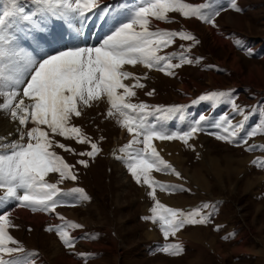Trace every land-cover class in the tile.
<instances>
[{"label":"snow or ice","instance_id":"obj_1","mask_svg":"<svg viewBox=\"0 0 264 264\" xmlns=\"http://www.w3.org/2000/svg\"><path fill=\"white\" fill-rule=\"evenodd\" d=\"M0 3L6 5L0 11V113L17 123L19 134L18 139L10 141L0 137V189L4 190L3 196H0V209L15 203L17 207L28 208L33 213H52L59 205L71 206L61 198L58 184L65 180L75 181L77 175L73 171L74 165L67 163L54 149L94 159L100 152L98 144L73 124V120L81 117L85 109L106 103L107 117H118L120 126L132 136L120 151L125 152L134 144L143 145L129 153L127 158L128 172L137 184L142 183L151 189L148 195L155 201L152 215L143 219L154 224L158 222L165 240L175 237L186 225L209 223L213 213L203 215L200 209L185 213L161 204L156 198V186L162 191L172 189L152 175L154 171H171L180 176L161 157L153 141L179 140L187 145L201 130L199 122H194L183 132L168 131L165 122L170 115L182 113V106L156 108L154 112H149L147 104L132 103L131 98L136 96L134 89L144 88L145 85L140 83L141 77L125 66L143 65L173 75V69L193 63L181 55L180 64H173L171 60L175 54H160L173 43L174 37L195 40L191 34L184 31H151L149 26L152 19L169 22L168 14L178 12L184 18H197L216 27L215 17L220 15V10L207 11L212 8L214 0L200 5L185 3L184 0H133L130 8L120 11L108 7L103 16L104 19L111 16L113 26L99 46L45 51L38 50L45 43L40 38L51 31L54 21L75 22L83 27L91 19L89 14L95 15L99 0H25L30 7H25L21 0H0ZM231 8L241 11L235 0H232ZM33 44V47H28ZM235 44L242 47L240 40H236ZM247 51L252 54L251 49ZM126 80H133L134 83H125ZM199 99L213 103L226 100L232 106L233 115L243 117L233 124L231 118L225 115L223 121L215 125L221 131L210 133L216 139L236 146L246 145L247 151L264 150V145L248 144L249 138L264 134V112L259 106L252 113L259 122L248 129L247 122L251 116L245 115V110L235 104L230 92H214ZM156 113L164 115H157L155 122H149L148 117ZM204 119L201 116L199 121ZM56 137L90 145L91 150L76 153L75 149L60 143ZM77 163L88 167L87 160ZM260 166L264 167V161L260 162ZM50 174H58V181L49 182ZM72 192L79 194L77 199H88L83 189L75 188ZM209 207L208 204L203 205V208ZM9 215L10 211L0 214V264H32L27 258L14 255L25 250L9 233V228L13 227ZM69 227L80 228L81 225L70 224ZM54 230L66 248L74 249L75 239L63 225L56 226ZM182 250L180 244L171 243L159 248V251L172 256L179 255Z\"/></svg>","mask_w":264,"mask_h":264},{"label":"rangeland","instance_id":"obj_2","mask_svg":"<svg viewBox=\"0 0 264 264\" xmlns=\"http://www.w3.org/2000/svg\"><path fill=\"white\" fill-rule=\"evenodd\" d=\"M21 2L25 3V0H21ZM184 2L200 5L206 3L207 0H184ZM231 2L232 0H214L212 8L207 10H220V15L215 17L216 27L197 18H184L178 12L168 14L169 22L152 19L155 23L162 24V27L150 23L151 31H184L195 38V40H181L179 37H174L173 43L160 52L161 55L175 54L171 60L173 64H180L181 55L191 59L193 63L182 64L173 69V75H166L155 68H144L142 65L125 66L127 70L141 77L140 83L145 85L144 88L134 89L136 96L131 98L132 103L147 104L149 112H154L156 108L167 109L173 106H182V113L168 117L165 122L166 129L169 126L175 129L176 125H179L178 129L182 131L183 126H186L187 114L192 115L206 108L205 101L199 99L203 95L214 92L226 93L232 90L233 86L241 90L245 87H254L264 93V60H250L240 51L234 50L235 41L241 38L248 39L247 45L255 42L258 47L264 48V0H235L241 11L232 9ZM132 3L133 0H111L105 4L104 9L111 7L120 11L130 8ZM5 6L0 3V11ZM25 7H30V5L25 3ZM102 12L101 8L99 16L92 18L94 21L92 27L87 28L84 36L80 37L85 43L84 46H87L86 44L91 42V39H93L92 46H99L106 35L110 34L113 24L108 29H102L104 23L110 21L109 17L101 19ZM66 25H71V27L65 31L64 26ZM77 27L78 24H74V22L54 21L51 31L46 35L48 38L44 37L43 40L42 37L40 38L45 43H42L39 48L41 51H45L64 50L72 47L74 41H70L77 35ZM97 28L101 29L100 36L96 31ZM69 29H73L70 34ZM195 41H199V43ZM28 47L31 48L32 45H28ZM251 65L263 71L259 75L255 70L256 76L254 75L255 78L252 81L249 80ZM125 83L133 84L134 81L126 80ZM149 92L153 94L148 95ZM247 95L248 93L242 96L247 99ZM107 109L106 103H100L90 109H85L81 117L73 120V124L80 127L92 142L98 144L100 152L94 159L65 152L60 148L54 149L67 163L74 165L73 171L77 175L75 181L65 180L58 184L61 189V198L68 201L71 206L59 205L52 213H33L28 208L17 207L15 203H9L6 208L0 209V214L10 211L9 219L13 227L9 228V233L25 250L24 253L14 254L16 257L27 258L32 261V264H264V198L259 197L260 191H263L261 186L264 183V177L258 172L255 174L251 172L253 175L248 173L251 170L250 159L243 155L237 157L236 155L242 154L240 150L234 152L236 155L230 152L221 153L219 162L215 159L217 168L226 169L227 165L234 166L233 173H237L235 176L230 175L227 171L220 174L215 173L212 164H210V168L207 170L213 172L208 174L213 177L214 183L209 181L208 190L202 183L204 181L202 172L204 175L206 169L203 171L202 165H200L196 168H199L201 173L199 170H192L200 160L194 159L192 153H183L182 148L185 144L182 141H166L176 148L172 155H163L159 149L157 151L162 157L167 158L169 163H175L172 167L176 171L181 169L184 175L192 180L193 185L200 187V191L210 190L209 194L202 192V197L195 196L196 200L204 197L225 200L226 208H224L220 219L226 223V230L235 231L237 229L241 232V241L226 242L216 233L213 234L209 228L207 229L208 236H204L202 239L201 246L205 251H200L202 252L201 257L197 256V258L196 254L200 253L199 244H191V242L187 245L182 244V252L172 256L159 251V248L167 243L178 244L173 237L165 240L162 235V238L158 237L156 241L145 238L144 233L148 227L146 225L142 227L139 224V217L143 214L140 207L143 202L139 200L140 189L144 187L146 193L151 189L146 185L143 186L142 183L139 185L134 183L132 177L127 175L129 153L142 148L143 145L134 144L131 149L121 152L120 150L129 143L132 136L127 132V129L120 126L118 117H107ZM211 111L214 110L209 109L204 113V116ZM157 115L162 116L164 113L149 116V122H155ZM174 129L173 131H176ZM56 139L75 149L76 153L91 150L90 145H80L75 140H65L62 137H56ZM199 142L203 143L206 149L207 146L204 142H211V140L201 137ZM153 143L156 144L155 141ZM211 143L216 144L213 141ZM217 145L229 149L227 146ZM223 155H225L224 158ZM116 157H121V159ZM228 157H236V159L229 160ZM82 159L88 161V167L77 163ZM223 174L225 175L223 176ZM152 175L155 179H172L179 184V181L172 177L175 175L172 172L163 176L154 173ZM204 177L208 179L205 175ZM48 179L49 182L55 183L59 177L58 174H50ZM75 188L83 189L88 199H77L79 194L72 192ZM158 190L160 188L156 186V191ZM3 194L4 190L0 189V196ZM145 197L148 201L153 200L148 194ZM184 197V195L171 196L165 201L169 203L170 199H182L184 202ZM188 197L186 202L192 199V196ZM127 203L129 204L126 205ZM35 215L41 216L40 220L38 217L34 218ZM150 215H152L151 211ZM58 217L64 219L61 220ZM70 224H79L81 227L71 228ZM61 225L75 239V247L72 250L63 245L54 230L56 226ZM49 228H52L53 231H48ZM185 229L184 227L182 231ZM212 235L222 250L209 241ZM236 249L240 251H235ZM248 252L258 256L243 255ZM32 253L37 255H30ZM184 255L186 257L178 259Z\"/></svg>","mask_w":264,"mask_h":264},{"label":"crops","instance_id":"obj_3","mask_svg":"<svg viewBox=\"0 0 264 264\" xmlns=\"http://www.w3.org/2000/svg\"><path fill=\"white\" fill-rule=\"evenodd\" d=\"M240 41L242 42V47L236 45L234 47V50L240 51V53H242L244 56H246L247 59H250V60L257 59L258 61L264 60V48L262 46L258 47V45H256L255 42H251L250 45H247L246 43H247L248 39H246V38H241ZM248 49H251L252 54H248V51H247ZM253 66L254 65L250 66V72H249L250 73V79H249L250 81H252L256 76L254 74L255 70L257 71V73L259 75H261L263 73V71L260 70L258 67L255 68V66L254 67ZM233 87L234 88L232 90H230L229 92L232 94V99H234L235 104L239 108L245 110V115L251 116V118L247 122V128L250 129V128L254 127L259 122L258 117L256 115L252 114L255 111V109L257 108V106H259L260 110L262 112H264V93L262 90L255 89L254 87H245L243 90H241L240 88H237L236 86H233ZM229 92H226V93H229ZM247 93H248L247 99H245L242 95L247 94ZM205 106H206V108L202 109L201 112L197 111L196 113H194L192 115L187 114L188 116L186 117V119H187L186 126H183V130L180 131V132L186 131L191 126H193L194 122H199V126H200L201 130L194 134V136L189 140V143L183 147L184 149L182 148V151H183V153L184 152L185 153L186 152L192 153V154H194L193 155L194 159L197 158L198 160H200L199 164L195 165L194 166L195 168L192 169L193 171L196 169V170H199L201 173V170L199 168H196V166L198 167L200 165H202L203 171H204V169H206L204 175L208 179H206L204 177L203 172H202V179L204 180L202 183L205 186V188L208 190L207 186H208L209 181L211 183H214L213 177L209 176V174H208V173H213V172L207 170L208 168H210V164H212L215 173L217 172L220 174V173H225L227 171V173H229L230 175H233V176H235V174H237V173H233L234 172L233 171L234 166H232V165L226 164L227 165L226 169H224L222 167L217 168L216 163H215V159L219 162L220 156H222L221 153L225 154V153L230 152L231 154H233L234 152L240 150L242 152V154L236 155L234 153L233 155H236L237 157H240L243 155V157H247L248 159H250L249 167H251V170L248 173L250 175H253V174H251V172H253L254 174L258 172V173H260L261 176L264 177V167L260 166V162L264 161V150L257 148L255 151H247L246 145L245 146H236V145L230 144L226 141L218 140V139H216L215 135L210 134L213 132L221 131V129H218L215 125L218 123H221L223 121L225 115H227L228 117L231 118V121L233 124H237L238 122H240L243 119V117L240 115H233L232 106L229 103H227L226 100L224 102L217 101L216 103H213L211 101H205ZM209 109H213L214 111H211L210 113H207L206 116H204V113L207 112ZM201 116L205 117L204 121H202V122L199 121V118ZM167 126H169V125H167ZM178 126L179 125H176L175 129H174V127L172 128V126H169L167 128V130L173 131V129H174L176 131H179ZM201 137L209 138L211 140V142L213 141L216 144L211 143V142H204L205 145L207 146L206 147L207 150H206L204 144L199 142ZM173 142H174V140H173ZM217 144L227 146V147H229V149H226L225 147L220 146V145L218 146ZM248 144L249 145H264V134H258L255 137L249 138ZM225 150H228V151H225ZM161 157H162V155H161ZM224 157H225V155H223V158ZM162 158L169 163V160L167 158H165V157H162ZM228 159L234 160V159H236V157H234V158L228 157ZM254 161H256V163H253ZM169 164H171L173 167L175 165V163H169ZM230 164H233V163H230ZM176 172H179L180 176L177 177L176 175H173L172 177L176 178V181L178 180L179 184L176 183L172 179H156L157 181L161 182L162 184H166V185L171 186V189H172V190H167V191H162V190L156 191V192H158V193H156V198L160 201V203L165 205L166 207H171V208L183 211L185 213H188V212L193 211L195 209H200L201 213L203 215H208L209 213H213V214L210 216V222L209 223L203 224V225H186L185 226L186 229L184 231H182V229H181L177 233L179 235L176 234V236L173 237V239L180 245H182V244L187 245L190 242H191V244L192 243L199 244V246H198L199 252L205 251L203 249V247L201 246L202 245V239L204 238V236L205 237L208 236L207 229H209V228L212 230L213 234L216 233L218 236L223 238V240H225L226 242L234 243L236 241H241V235H240L241 232L237 229L235 231H232V229L226 230V227H225L226 223L224 221H221V219H220L222 214H223L224 208H226L225 200L222 198L221 199L220 198L210 199V198H206V197L196 200L195 196L202 197V195H201L202 192H205V194H207V193L209 194L210 190L209 191H206V190L200 191V187L193 185L192 180L190 178L188 179L184 175V173L182 172L181 169H178ZM153 173L156 175L163 176V175L170 174L171 171L164 172V174H163V172H155V171ZM127 175L131 176V174L130 173L128 174V172H127ZM224 175L225 174H223V176ZM133 182L136 183V181L134 179H133ZM174 184H176V186H174ZM262 186H261V188H263V191L262 192L260 191V193L258 192L260 198L261 197L264 198V183ZM195 187H197V188H195ZM216 188H218V187H216ZM140 190H141V196L139 195L140 196L139 200H141L143 202V204L140 206L141 210L143 211V214H141L139 217V224L142 227H144L146 225V227L149 228V230L147 228L146 229L147 231H145V233H144L145 238L149 239L150 241H156L158 239V237L161 239L162 235H163L159 229V223L157 222L154 224L151 220L143 219V217H145V216H151L150 211H151V208L154 206L155 201L154 200H150V201L146 200L145 195L148 194L150 191H148L146 193V190H144V187H142V189H140ZM176 192H178V193H176ZM157 194H163V195H157ZM177 195H184L185 196L184 202L182 201V199H179V200L170 199V200H168L169 203L165 201V199H169L168 197L177 196ZM188 196H192L191 197L192 199H190L188 202H186V200L189 199ZM204 196H208V195H204ZM180 201H182L181 202L182 205H181ZM123 202H125V201L123 200ZM149 203L151 204V206ZM128 204L129 203H127L126 205H128ZM204 204H208L210 207L209 208H203ZM131 206H132V204H131ZM125 208H127V206ZM209 241H211L213 243V245H216V246L221 248V246L216 242L215 237L213 235H212V237H210ZM152 248H154V247H152ZM221 250H222V248H221ZM235 251H240V250L236 249ZM201 254H202V252L197 253L196 257L197 256L201 257ZM243 255L258 256L256 254H251L249 252L244 253ZM184 257H186V255L181 256L178 259L180 260L181 258H184Z\"/></svg>","mask_w":264,"mask_h":264},{"label":"bare ground","instance_id":"obj_4","mask_svg":"<svg viewBox=\"0 0 264 264\" xmlns=\"http://www.w3.org/2000/svg\"><path fill=\"white\" fill-rule=\"evenodd\" d=\"M109 1H111V0H99V6H98V8L95 10V15H92L91 13L89 14L90 16H91V19H92V17L93 16H96V18L99 16V10L102 8V10H103V12H102V15H101V19H103L104 18V16H103V14L107 11V8L106 9H104V6H105V4H107ZM116 11H117V9H115ZM119 11V10H118ZM90 19V20H91ZM109 19H110V21L109 22H107V23H104V26H103V30H105V29H108L109 27H110V25L111 24H113V20H112V17L111 16H109ZM231 20H233V19H231ZM151 23H155V21H151ZM57 24H59V22H57ZM74 24H76L75 22H74ZM164 24V23H163ZM155 25L156 26H159V27H162V24H157V23H155ZM53 26V25H52ZM71 27V25H69V26H64V30L65 29H68V28H70ZM79 27H81L80 25H78V27H77V35H75L74 37H73V39L71 38V41L70 42H72V41H74V44H73V46L72 47H69V48H73L75 45L76 46H84L85 45V43H83V41H82V39H80V37H83L84 36V33H85V31L87 32V28H90V27H92V21H89V22H87L86 24H84L83 25V27H81V28H79ZM212 29V28H211ZM73 29H69V34H70V32L72 31ZM90 30V29H89ZM66 31V30H65ZM96 31H98V35L100 34H102V32H101V29H99V28H97L96 29ZM99 35V36H100ZM44 37H46V36H44ZM44 37H42V40H43V38ZM46 38H48V37H46ZM45 39V38H44ZM57 39V38H56ZM93 39H91V42L89 41L86 45L87 46H92L93 44H91L93 41H92ZM98 40L100 41V39L98 38ZM218 40H220V39H218ZM217 40V41H218ZM101 42V41H100ZM48 43V42H47ZM25 44H27V41H25ZM34 46V44L32 45V47ZM68 48V47H67ZM38 50H40L41 51V49L39 48ZM143 66V65H142ZM144 67V66H143ZM145 68V67H144ZM183 89H185L184 87H183ZM16 128H17V123H15V122H12L10 119H9V117L7 116V115H5V114H3V113H0V137H4V138H6V140H8V141H10V140H15V139H18V137H19V134L17 133V131H16ZM11 133V135H9ZM155 142H156V144H155V146H156V148H157V150L159 149V151L160 152H162V154L163 155H172L173 153H174V151L176 150V148H175V146L174 145H171L169 142L167 143L166 141H159V140H155ZM170 159L172 160V157L170 156ZM23 213H26V212H23ZM27 214H28V212H27ZM33 217V216H32ZM35 217H38V219L40 220V217L41 216H34V218Z\"/></svg>","mask_w":264,"mask_h":264}]
</instances>
